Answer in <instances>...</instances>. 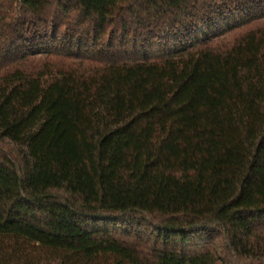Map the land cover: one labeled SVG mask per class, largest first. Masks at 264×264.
I'll return each mask as SVG.
<instances>
[{
	"label": "trees",
	"instance_id": "trees-1",
	"mask_svg": "<svg viewBox=\"0 0 264 264\" xmlns=\"http://www.w3.org/2000/svg\"><path fill=\"white\" fill-rule=\"evenodd\" d=\"M0 264H264V0H0Z\"/></svg>",
	"mask_w": 264,
	"mask_h": 264
}]
</instances>
